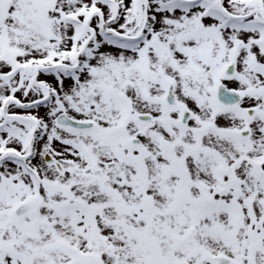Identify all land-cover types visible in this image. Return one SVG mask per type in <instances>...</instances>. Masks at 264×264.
<instances>
[{
    "label": "snow or ice",
    "instance_id": "6c2138e0",
    "mask_svg": "<svg viewBox=\"0 0 264 264\" xmlns=\"http://www.w3.org/2000/svg\"><path fill=\"white\" fill-rule=\"evenodd\" d=\"M0 264H264V0H0Z\"/></svg>",
    "mask_w": 264,
    "mask_h": 264
}]
</instances>
